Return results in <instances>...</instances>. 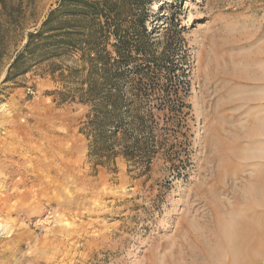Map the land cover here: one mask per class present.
Instances as JSON below:
<instances>
[{"label": "rangeland", "instance_id": "374dc122", "mask_svg": "<svg viewBox=\"0 0 264 264\" xmlns=\"http://www.w3.org/2000/svg\"><path fill=\"white\" fill-rule=\"evenodd\" d=\"M57 1H33L0 60V161L12 166L11 175L0 166V183L10 185L0 191V264H193L194 239L212 231L215 207L226 216L232 206L236 216L255 217L261 244L243 264H264V199L256 192L264 185L255 181L264 177V119L253 118L264 115L254 101L264 102V81H253L264 76V0L153 5L158 19L184 26L190 84L181 91L178 152L160 151L147 172L121 155L97 168L88 157L80 128L89 106L60 94L78 55L5 81L26 33ZM23 173L27 182L15 191Z\"/></svg>", "mask_w": 264, "mask_h": 264}, {"label": "trees", "instance_id": "16d2710c", "mask_svg": "<svg viewBox=\"0 0 264 264\" xmlns=\"http://www.w3.org/2000/svg\"><path fill=\"white\" fill-rule=\"evenodd\" d=\"M33 1L0 0V60L9 38L24 31ZM155 3L58 0L9 66L5 81L34 64L78 55L81 65L69 67L60 94L89 106L80 132L95 168L115 166L121 155L147 172L160 151L178 152L186 115L181 91L190 84L185 29L176 17L158 19Z\"/></svg>", "mask_w": 264, "mask_h": 264}, {"label": "bare ground", "instance_id": "6f19581e", "mask_svg": "<svg viewBox=\"0 0 264 264\" xmlns=\"http://www.w3.org/2000/svg\"><path fill=\"white\" fill-rule=\"evenodd\" d=\"M253 81H258V82L264 81V76H262L261 78L259 77V75H257L256 77H254ZM254 101L258 104H261V107L264 108V102H260V100L258 99ZM253 118L259 120L264 119V115ZM260 126L262 125H259L258 123V125L253 128V132L255 133L259 132L261 130ZM253 137H261V136L257 134ZM8 155L11 158H14V153H10ZM7 162L12 163V160L7 159ZM0 166L4 167L7 170L8 174L10 175L12 174L11 165H6L3 161H0ZM26 176L27 174L23 173L20 182H16L13 184L15 191H17V189H19L21 185L26 184L27 182L26 179H28L26 178ZM255 181L257 182L256 185L258 187H260L259 185H264V177L262 176H258V179L255 178ZM4 182L7 185L4 186L3 182H1L0 191L1 188L7 190L10 186L8 183L9 182L8 178H5ZM26 192L29 193V190ZM256 192L264 199V189H258L256 190ZM24 195L25 192L22 196ZM8 199H9L8 197L5 198V202H6L5 204L8 203L9 201ZM238 211H239L238 206H232L228 209V213H226V216H224L223 211H220L218 210V208L215 207L212 231L207 230L206 233L207 235L206 237L203 236L202 240L200 239V237L197 238L195 237L194 239L197 244V247L195 248L194 254H192L193 262H194L193 264H215V261L217 262V259L218 261H222L224 260L226 255H229V257L227 256L228 260L226 264H243L247 260H251L254 258V250H257L258 247L261 245L260 242L258 241L259 239L256 240V237H254L255 233L257 232L255 230V225H254L255 217L253 218L250 215H243L241 213L239 214V216H236L238 214ZM230 215L233 216L228 217ZM4 228L8 233L12 231L11 227L8 225L5 226ZM255 244L257 249H254Z\"/></svg>", "mask_w": 264, "mask_h": 264}]
</instances>
